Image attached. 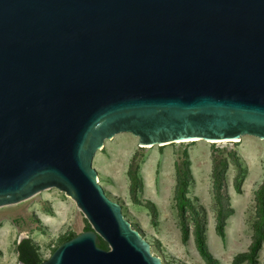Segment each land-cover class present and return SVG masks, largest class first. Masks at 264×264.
Returning a JSON list of instances; mask_svg holds the SVG:
<instances>
[{"label":"water","instance_id":"1","mask_svg":"<svg viewBox=\"0 0 264 264\" xmlns=\"http://www.w3.org/2000/svg\"><path fill=\"white\" fill-rule=\"evenodd\" d=\"M120 134L264 141V0H0V208L55 189L90 228L41 264H161L97 183Z\"/></svg>","mask_w":264,"mask_h":264},{"label":"rangeland","instance_id":"2","mask_svg":"<svg viewBox=\"0 0 264 264\" xmlns=\"http://www.w3.org/2000/svg\"><path fill=\"white\" fill-rule=\"evenodd\" d=\"M184 161L188 185L185 202H181L176 188ZM92 167L105 196L121 208L124 219L161 264H205L194 240L196 227L203 230L207 250L217 264H233L237 256L247 254L255 223V194L264 183V141L243 137L238 142L177 141L146 147L138 145L133 136L120 134L104 143ZM215 167L223 173L222 204L232 211L225 219L223 239L215 232ZM188 207L198 215L196 224ZM59 213L64 214L60 222ZM86 227L74 202L55 189L2 207L0 264H18L20 235L29 239L40 259L46 261L63 238L80 235ZM234 264H247V260ZM257 264H264V247L257 255Z\"/></svg>","mask_w":264,"mask_h":264},{"label":"trees","instance_id":"3","mask_svg":"<svg viewBox=\"0 0 264 264\" xmlns=\"http://www.w3.org/2000/svg\"><path fill=\"white\" fill-rule=\"evenodd\" d=\"M186 166V161L181 164V168L177 175V197L181 202H185V192L187 188L186 174L183 168ZM223 174V173H222ZM222 174L216 167L212 170L213 179V194L215 202L218 206V212L215 218V232L221 239L224 238L225 219L232 211L228 205L223 206L222 202L225 200V196L222 193ZM184 208V207H183ZM188 210L192 217H194L195 224L198 222V215L196 211L188 207ZM185 212V211H183ZM264 183L255 194V223L253 224V235L251 245L248 248L247 254L239 255L235 258L234 262L238 260H247V264H257V255L264 247ZM90 228L86 227L85 231H89ZM194 240L197 248V252L203 259L205 264H217L216 261L209 254L204 236L203 230L198 227L194 230ZM75 237L74 234H69L67 237L61 240L60 244H63ZM98 247L102 250H107V246L98 239ZM16 256L18 264H41L42 260L38 254L36 247L31 243L29 239H23L16 244ZM233 262V264H234Z\"/></svg>","mask_w":264,"mask_h":264},{"label":"bare ground","instance_id":"4","mask_svg":"<svg viewBox=\"0 0 264 264\" xmlns=\"http://www.w3.org/2000/svg\"><path fill=\"white\" fill-rule=\"evenodd\" d=\"M187 141H184V140H181L179 143H186ZM236 142V141H235ZM57 218H58V221L60 222L63 218H64V214L63 213H59L57 214ZM42 222H46L45 220H42Z\"/></svg>","mask_w":264,"mask_h":264}]
</instances>
